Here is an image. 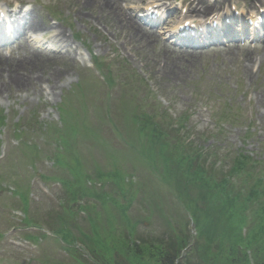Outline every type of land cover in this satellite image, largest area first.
Segmentation results:
<instances>
[{
    "label": "rangeland",
    "instance_id": "rangeland-1",
    "mask_svg": "<svg viewBox=\"0 0 264 264\" xmlns=\"http://www.w3.org/2000/svg\"><path fill=\"white\" fill-rule=\"evenodd\" d=\"M205 1L213 5L214 0ZM215 1L217 5L208 16L231 14V5L227 10L230 0L222 5L220 0ZM237 1L240 9L248 11L257 10L252 9L254 3L260 4ZM164 2L171 14L163 28L152 30L146 24L138 30L129 17L116 22L118 14L99 9V0H0L4 10L19 6L50 29L42 26L38 33L25 29V37L18 38L14 45L11 41L7 51L0 53L8 57L12 51L11 58L0 68V118L5 120L0 128V264H85L79 258L85 254L88 257L81 258L90 262V243L102 260L109 261L113 253L115 264H125L118 255L119 249L133 239L141 245L146 242L161 246L159 242L170 240L172 232L187 237L190 234L192 238L196 233L197 242H192L207 246L218 238L220 220L214 219V214L197 221V214L205 215L202 210L206 207L191 192L198 185L197 176L192 175L198 169L188 172L185 161L175 162L174 148L169 143L162 156L159 136L144 130L142 109L146 111L153 99L161 110L170 108L175 118L186 115L191 132L209 140L195 139L196 145L210 148L225 170L231 165L233 154L242 150L258 162L257 173L264 171V48L228 43L192 53L184 52L180 44L176 47L169 43L168 49L163 39L172 34L180 14H174L170 7L171 3L176 6L173 2L177 0ZM145 3L119 2L123 11L138 8L134 15L140 23ZM125 13L129 15L130 9ZM55 31L65 33L72 46L69 51L56 43ZM250 56L256 61L248 64L246 58ZM92 57L96 58L97 67L91 65ZM25 58L32 62L24 68L18 61ZM112 74L121 80L115 76L117 90L106 93L102 75L107 79ZM25 75L33 77V82L16 86L15 79L22 76L26 80ZM123 96L126 97L119 98ZM108 105L118 128L113 119L105 116ZM64 111L75 118L71 124L77 123L70 136L75 138L76 152L85 158L88 172L97 176L104 170L105 183L119 188L115 191L110 187L111 193L99 203L94 199L93 207H85L91 199H80L82 193L77 189L95 192L100 180L88 175L82 164L74 163V155L68 158L70 180L65 171H60L65 168L64 163L54 167L51 164L54 129L59 128L58 114ZM233 120L238 122L236 126L227 123ZM219 132L221 142H216L214 135ZM34 147L38 148V159L29 157ZM58 148L70 152L63 145ZM31 159L33 162L29 163ZM131 175L136 185L126 182ZM45 177H49L50 184ZM209 186L216 187L214 183ZM231 187L228 182L225 195L231 194ZM133 200L139 201L129 208L128 222L124 207ZM84 215L91 222V233ZM211 221L214 226L209 225ZM226 222L230 229L228 240L242 246L238 236L240 217L233 219L229 215ZM25 226H33L43 234L16 230ZM64 230H70L73 237H67ZM28 237H37V241L31 242ZM74 246H79L80 251H75ZM66 252L70 256L59 255ZM95 261L100 263L97 257ZM181 262L200 264L194 250L188 254L186 251ZM205 264L214 262L207 260Z\"/></svg>",
    "mask_w": 264,
    "mask_h": 264
},
{
    "label": "trees",
    "instance_id": "trees-1",
    "mask_svg": "<svg viewBox=\"0 0 264 264\" xmlns=\"http://www.w3.org/2000/svg\"><path fill=\"white\" fill-rule=\"evenodd\" d=\"M65 122L64 119H62ZM176 162L181 163V158L176 157ZM241 170L239 165L235 166L236 173ZM194 176H197V179L200 181V188L194 198L199 199L203 202L204 206L206 204V208L204 212L207 215L214 214L218 217L228 216L231 214H246L247 209H263L264 210V187L261 186L260 181L255 183H248L242 181L241 184L243 186L242 192H237L238 194L233 195L234 189H231L230 195H225L226 193V182H221L216 184V187L212 189L209 186L210 180H205L203 178V172L195 173ZM249 177V176H248ZM245 188V190H244ZM222 191L223 194L219 195L218 192ZM199 213L197 214L198 221ZM225 228H228L227 226ZM255 231H251L254 234V238L249 241V247L254 248V255H252L251 259L248 258V254L246 249L244 251L245 264H264V214L263 217L259 218V223L255 225ZM230 234V229H227L221 234L220 242L225 243ZM238 236L242 242L244 243V236L242 233H239ZM187 239V237H183ZM229 241V240H228ZM230 247L233 252H237L242 246L237 247L233 245L230 241ZM186 242L183 239H179L177 243L171 242L166 250L163 251L159 248V250L153 249H143L140 247H136V249L132 252V257L136 259V264H175V260L178 257V252L185 248ZM155 255L157 257H155ZM144 258L147 260L144 261ZM223 264H232L231 262H224Z\"/></svg>",
    "mask_w": 264,
    "mask_h": 264
},
{
    "label": "bare ground",
    "instance_id": "bare-ground-1",
    "mask_svg": "<svg viewBox=\"0 0 264 264\" xmlns=\"http://www.w3.org/2000/svg\"><path fill=\"white\" fill-rule=\"evenodd\" d=\"M123 1H125V0H99V3H100L99 9H105V10L110 9L112 12H115L116 14H118V17L116 16V22H118L119 19L126 20L129 17L128 19L131 20L132 26L137 27V29L139 30L140 27L137 25L139 23V20L137 19V16L134 15L136 10L128 7L126 10H124L126 12L130 9V13H129V15H127L120 8L119 2H123ZM127 1L130 4L133 0H127ZM152 1L153 2L156 1V3H154V4H158L159 2H162L163 0L162 1L152 0ZM220 1H221L220 2L221 4L225 2V0H220ZM253 1H260V4L262 6H264V4H263L264 0H262V1L261 0H253ZM236 5H240L239 1H236ZM149 6H151V4ZM211 6L212 5L206 4L205 0H193L188 5V13H190V14L197 13L198 15L196 17L206 16L209 13V11L211 10V8L215 7V6H212V7ZM19 15L20 14L17 12L14 14H9L10 17H8L7 20H4L0 23V34H5V33L10 32V33H14L16 35H21L25 29L27 31H30L31 33H38L39 31H41L42 26H44V25H40L30 15H25L22 17L21 16L19 17ZM112 15H113V13H112ZM113 16H115V15H113ZM191 18H193V17H191ZM263 25H264V22H263ZM45 28L47 30H50L49 27H45ZM54 40L62 48H66L67 51H69V49L72 47L69 40L66 38L65 33L62 31H55ZM263 56H264V54H263ZM34 57L37 58V56H34ZM252 57L251 56L247 57L246 63H248V64L253 63L254 60ZM261 59L262 58H260V61H261ZM6 61L7 60L5 58L0 57V68L2 67V64H4ZM29 62H32L31 58H25L21 61H18L20 66H22L24 68L27 67V64H28V66H30ZM16 64H17V62H16ZM57 76H58V78H60V74H58ZM25 78H26V80H24L22 76L17 77L14 81L15 85L18 87L23 86V85L27 86L28 83L33 82V80H32L33 77H31L29 75H25Z\"/></svg>",
    "mask_w": 264,
    "mask_h": 264
}]
</instances>
